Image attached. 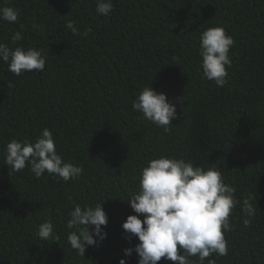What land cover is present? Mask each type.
Masks as SVG:
<instances>
[{
  "label": "trees",
  "instance_id": "16d2710c",
  "mask_svg": "<svg viewBox=\"0 0 264 264\" xmlns=\"http://www.w3.org/2000/svg\"><path fill=\"white\" fill-rule=\"evenodd\" d=\"M112 4L103 16L95 0H0V7L19 10L16 23L0 19V43L47 55L43 72L19 77L0 61V264H138L135 251L125 256L124 249L139 240L129 242L122 224L136 215L128 200L139 191L142 169L161 156L217 168L241 204L250 197L256 208L245 227L236 206L234 231L225 233L228 254L204 264H264V0ZM68 21L91 32L74 36ZM214 27L234 40L223 87L201 78L199 37ZM17 31L23 38L13 44ZM146 86L176 103L167 132L132 108ZM44 128L63 160L82 166L80 177L37 179L29 166L13 172L5 164L12 139L34 143ZM102 202L106 238L82 257L68 243L69 211ZM48 220L55 242L37 235Z\"/></svg>",
  "mask_w": 264,
  "mask_h": 264
},
{
  "label": "clouds",
  "instance_id": "9594fccd",
  "mask_svg": "<svg viewBox=\"0 0 264 264\" xmlns=\"http://www.w3.org/2000/svg\"><path fill=\"white\" fill-rule=\"evenodd\" d=\"M97 15L108 16L113 10L112 0H95ZM19 10L11 6L0 7V19L16 23ZM40 30L41 26L33 23ZM66 27L74 36L87 37L91 28L83 33L68 21ZM23 28V25H21ZM21 32H15L12 43L22 39ZM202 79L214 81L218 87L228 83L227 68L232 61L229 51L234 46L233 38L223 28H208L199 37ZM47 55L43 49L22 47L10 48L0 43V61L7 63L8 70L19 77L24 72H43ZM8 87H14L9 82ZM183 98H176L181 102ZM132 108L164 131L177 119L176 103L169 101L166 94L144 87L132 103ZM5 164L13 172H20L26 166L37 179L45 173L67 182L83 174L82 166L65 162L56 151L54 137L48 128L33 143L28 140L12 139L5 148ZM236 188L224 183L222 173L215 167L207 169L195 166L191 161L161 156L151 160L142 169L139 191L129 200L136 215H129L122 224L125 238L131 242L135 237L139 243L134 248L124 249L125 256L133 251L138 255V264H157L161 259L176 264H204L213 254L226 256L228 241L225 233L234 231L230 217L237 205H241L243 224L250 227L256 214L251 198L241 201L235 197ZM98 203L95 207L75 204L69 211L67 228L74 229L68 234L69 245L84 257L89 246H95L106 238L102 226L108 217ZM143 216L141 220L140 216ZM92 230L90 231V228ZM41 240L57 241L51 220L42 223L37 232ZM192 258H196L193 260ZM119 264H126L121 259ZM208 264H215L209 259Z\"/></svg>",
  "mask_w": 264,
  "mask_h": 264
}]
</instances>
